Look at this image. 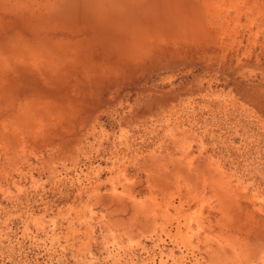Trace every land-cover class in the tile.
Returning <instances> with one entry per match:
<instances>
[{
    "label": "rangeland",
    "instance_id": "rangeland-1",
    "mask_svg": "<svg viewBox=\"0 0 264 264\" xmlns=\"http://www.w3.org/2000/svg\"><path fill=\"white\" fill-rule=\"evenodd\" d=\"M0 264H264V0H0Z\"/></svg>",
    "mask_w": 264,
    "mask_h": 264
}]
</instances>
